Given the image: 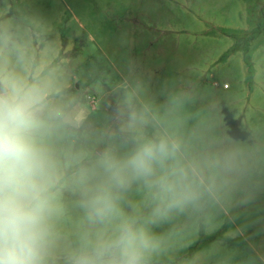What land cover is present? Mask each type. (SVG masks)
<instances>
[{
	"label": "rangeland",
	"instance_id": "374dc122",
	"mask_svg": "<svg viewBox=\"0 0 264 264\" xmlns=\"http://www.w3.org/2000/svg\"><path fill=\"white\" fill-rule=\"evenodd\" d=\"M12 81L55 166L53 264L95 231L81 177L165 131L197 195L156 218L142 183L124 193L155 221L150 264H264V0H0V89Z\"/></svg>",
	"mask_w": 264,
	"mask_h": 264
},
{
	"label": "clouds",
	"instance_id": "9594fccd",
	"mask_svg": "<svg viewBox=\"0 0 264 264\" xmlns=\"http://www.w3.org/2000/svg\"><path fill=\"white\" fill-rule=\"evenodd\" d=\"M36 103L19 82L0 89V264H53L58 182L39 136ZM130 120L146 122L135 112ZM133 183L149 190L156 218L182 210L197 195L180 144L166 131L138 138L124 155L105 153L81 177L80 207L95 231L81 237L65 264H150L160 244L147 226L155 221L142 222L122 207Z\"/></svg>",
	"mask_w": 264,
	"mask_h": 264
}]
</instances>
